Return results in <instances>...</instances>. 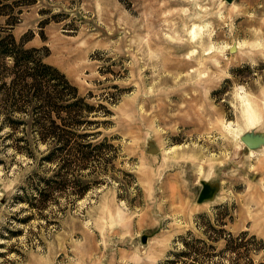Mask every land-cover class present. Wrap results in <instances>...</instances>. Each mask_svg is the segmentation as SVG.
Wrapping results in <instances>:
<instances>
[{
  "label": "rangeland",
  "instance_id": "obj_1",
  "mask_svg": "<svg viewBox=\"0 0 264 264\" xmlns=\"http://www.w3.org/2000/svg\"><path fill=\"white\" fill-rule=\"evenodd\" d=\"M10 33L93 105L106 151L97 174L73 167L83 197L33 208L18 197L59 165L32 118L0 114V264H162L202 230L248 232L240 264H264V144L242 140L264 134V0H0V79ZM224 243L214 260L237 264Z\"/></svg>",
  "mask_w": 264,
  "mask_h": 264
},
{
  "label": "trees",
  "instance_id": "obj_2",
  "mask_svg": "<svg viewBox=\"0 0 264 264\" xmlns=\"http://www.w3.org/2000/svg\"><path fill=\"white\" fill-rule=\"evenodd\" d=\"M8 37L10 41L3 52L6 73L0 79V96H3L5 90L2 101L4 105L11 102L12 110L7 111L0 107L3 110L0 114L15 124L26 123L19 116L32 118V125L40 135L39 139L47 144L44 159L48 163L56 161L59 165L57 173L41 177V184L32 185L30 197L27 193L18 199L28 201L33 208L37 206L45 209L53 190L64 192L72 188L73 194L83 197L91 185L84 181V175H74L73 167L89 170L91 175L97 174L98 169H103V163L97 164L95 158L106 151L105 143L94 141L98 132L91 129L96 128L92 125L97 126L99 121L88 118L93 105L86 102L85 97L79 94L77 86L63 72L45 63L41 55H36L37 49H27L18 44L11 33ZM8 59L12 61V65H9ZM208 232L202 230V238L189 232L191 242L187 240V236H181L183 249L172 252L162 264H179L184 261L182 258L190 259L191 262L185 261L188 264H226L223 263L225 260H214V252L218 251L216 244L221 240L225 243L220 251L238 257L237 264L241 263L240 255L260 248H252L246 231L237 235L220 230L213 231V234ZM251 237L253 241L264 243L262 239L257 240L255 235ZM200 244L209 246L211 252L206 254ZM246 264H253V259L249 258Z\"/></svg>",
  "mask_w": 264,
  "mask_h": 264
},
{
  "label": "water",
  "instance_id": "obj_3",
  "mask_svg": "<svg viewBox=\"0 0 264 264\" xmlns=\"http://www.w3.org/2000/svg\"><path fill=\"white\" fill-rule=\"evenodd\" d=\"M229 3L233 2V0H226ZM243 142L250 148H257L264 144V134L259 133H246L242 136ZM202 187L198 194L197 202L203 203L207 200L213 199L215 193L217 191V186L212 184L211 182L202 180L201 181ZM142 241L146 242L147 235H142Z\"/></svg>",
  "mask_w": 264,
  "mask_h": 264
}]
</instances>
